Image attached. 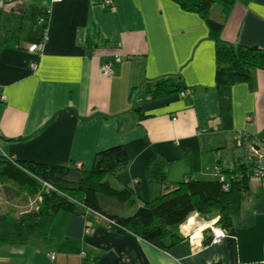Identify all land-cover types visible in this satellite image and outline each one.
<instances>
[{
	"label": "crops",
	"instance_id": "1",
	"mask_svg": "<svg viewBox=\"0 0 264 264\" xmlns=\"http://www.w3.org/2000/svg\"><path fill=\"white\" fill-rule=\"evenodd\" d=\"M221 22L224 42L264 50V0H234ZM0 24V156L89 169L96 153L123 146L129 165L111 182L137 197L131 213L166 187L217 179L219 169L264 152V69H253L250 83L217 87L206 21L172 0H0ZM45 35L42 50L30 53ZM164 80L184 89L150 99ZM240 131L250 135L242 147ZM158 157L165 183L147 175ZM217 219L193 215L183 232L197 245L189 238L162 252L61 211L53 246L0 244V264H264V177L252 180L241 223L220 245L203 246Z\"/></svg>",
	"mask_w": 264,
	"mask_h": 264
},
{
	"label": "trees",
	"instance_id": "2",
	"mask_svg": "<svg viewBox=\"0 0 264 264\" xmlns=\"http://www.w3.org/2000/svg\"><path fill=\"white\" fill-rule=\"evenodd\" d=\"M172 1L206 21L217 47V87L250 83L253 69H264V50L224 42L221 38L224 22L211 16L213 5L219 2L224 19L228 18L234 0ZM44 21L47 22L45 18ZM8 34L10 37L13 33ZM114 63L107 64L112 68ZM183 89L180 83L164 80L148 94L150 99H157ZM249 138L247 132L237 137L238 147ZM258 161L259 155L251 151L250 161L237 160L234 170L219 169L217 179L189 177L173 189L166 187L165 194L129 213L137 204V197L130 188L117 187L111 182L129 165L123 146L96 153L89 169L0 156V244L53 246L50 231L55 216L61 211L71 212L87 222L104 223L116 233H131L162 252H169L189 239L181 228L195 214L218 217L217 227L229 233L241 223L238 219L242 204L254 176L264 177L257 175ZM166 165V161L158 157L148 167V177L165 183ZM108 176L113 179L106 180ZM2 201L7 204V210H3ZM213 238L212 231L205 230L203 246L212 245Z\"/></svg>",
	"mask_w": 264,
	"mask_h": 264
},
{
	"label": "built area",
	"instance_id": "3",
	"mask_svg": "<svg viewBox=\"0 0 264 264\" xmlns=\"http://www.w3.org/2000/svg\"><path fill=\"white\" fill-rule=\"evenodd\" d=\"M62 0H54V2H61ZM105 5L106 6H111L113 5V0H105ZM48 37L47 35H45L44 37H42V39L40 40V42L38 43H32L29 45L28 47V51L30 53H36V52H40L43 48V46L45 45L46 41H47ZM117 61H119V59H116ZM101 73L102 75H104L105 78H110L113 75V70L111 68V66L109 64H106L102 67L101 69ZM244 132H239L238 136H240L241 134H243ZM264 158V152L262 154H259V161L262 160ZM264 170V168L261 169H257L256 172L258 171V176L260 175H264V172L261 171ZM212 231H214V228L212 229ZM182 232H183V227H182ZM184 233V232H183ZM226 232L222 231L221 229L215 230V235L213 234L214 238H213V244H218L221 243V238L225 235ZM50 257L52 258V260L55 259V253H50L49 254Z\"/></svg>",
	"mask_w": 264,
	"mask_h": 264
},
{
	"label": "rangeland",
	"instance_id": "4",
	"mask_svg": "<svg viewBox=\"0 0 264 264\" xmlns=\"http://www.w3.org/2000/svg\"><path fill=\"white\" fill-rule=\"evenodd\" d=\"M212 18H214L215 20H218V21H221V16H222V14H221V6H220V3L219 2H216L214 5H213V7H212ZM103 77H104V75H102ZM109 78V77H108ZM237 137L239 138L240 136H238L237 135ZM253 148V147H252ZM253 153H255V154H261L262 152H260L259 150H256V152L255 151H253ZM264 160V158L262 159V160H260V161H258V164L261 162V161H263ZM258 168H264V166L262 167L261 165H259V167ZM219 172V171H218ZM256 173V172H255ZM258 175V174H257ZM254 178H255V176H254ZM113 179V177H110V176H108V177H106V180H108V181H111ZM2 207H3V210H7V204L5 203V201H2ZM218 218V217H217ZM218 220V219H217ZM217 221H214V223H209L208 224V229L209 230H211L212 231V229L214 228V231H212V233L215 235V230H218L219 229V227H217ZM207 228L205 229V230H208ZM205 230L203 231V233L205 232ZM188 233H189V231H187ZM188 237L190 238V240H192V244L193 245H197V244H195V241H197L198 239V236H196V235H194V233H192V234H188ZM228 237V233H225V235L221 238V243L224 241V239L225 238H227ZM203 238H204V235H203ZM203 238H201V239H203ZM203 241H204V239H203ZM221 243H218V244H214V245H220ZM194 248H197V247H194ZM195 252V251H194ZM49 257H50V255H49ZM50 259H52L51 257H50Z\"/></svg>",
	"mask_w": 264,
	"mask_h": 264
},
{
	"label": "water",
	"instance_id": "5",
	"mask_svg": "<svg viewBox=\"0 0 264 264\" xmlns=\"http://www.w3.org/2000/svg\"><path fill=\"white\" fill-rule=\"evenodd\" d=\"M262 167L264 166V160L259 163Z\"/></svg>",
	"mask_w": 264,
	"mask_h": 264
},
{
	"label": "bare ground",
	"instance_id": "6",
	"mask_svg": "<svg viewBox=\"0 0 264 264\" xmlns=\"http://www.w3.org/2000/svg\"><path fill=\"white\" fill-rule=\"evenodd\" d=\"M194 223V221H193V219L191 220V224H193Z\"/></svg>",
	"mask_w": 264,
	"mask_h": 264
}]
</instances>
